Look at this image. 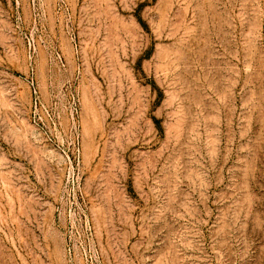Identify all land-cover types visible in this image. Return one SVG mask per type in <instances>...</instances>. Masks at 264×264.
Returning <instances> with one entry per match:
<instances>
[{
	"label": "rangeland",
	"instance_id": "rangeland-1",
	"mask_svg": "<svg viewBox=\"0 0 264 264\" xmlns=\"http://www.w3.org/2000/svg\"><path fill=\"white\" fill-rule=\"evenodd\" d=\"M0 264H264V0H0Z\"/></svg>",
	"mask_w": 264,
	"mask_h": 264
}]
</instances>
